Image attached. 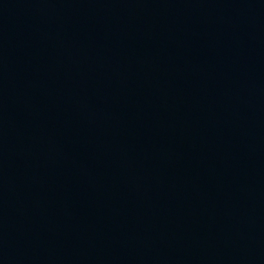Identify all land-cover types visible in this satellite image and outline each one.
<instances>
[{"label": "water", "instance_id": "95a60500", "mask_svg": "<svg viewBox=\"0 0 264 264\" xmlns=\"http://www.w3.org/2000/svg\"><path fill=\"white\" fill-rule=\"evenodd\" d=\"M0 264H264V0H0Z\"/></svg>", "mask_w": 264, "mask_h": 264}]
</instances>
